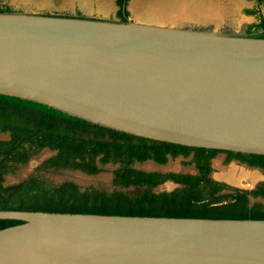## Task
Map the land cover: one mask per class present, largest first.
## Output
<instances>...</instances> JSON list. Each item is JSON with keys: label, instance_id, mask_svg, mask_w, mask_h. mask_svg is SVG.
<instances>
[{"label": "water", "instance_id": "1", "mask_svg": "<svg viewBox=\"0 0 264 264\" xmlns=\"http://www.w3.org/2000/svg\"><path fill=\"white\" fill-rule=\"evenodd\" d=\"M0 94L264 156V38L0 13ZM0 221L16 222L0 229V264H264V219L0 210Z\"/></svg>", "mask_w": 264, "mask_h": 264}, {"label": "trees", "instance_id": "2", "mask_svg": "<svg viewBox=\"0 0 264 264\" xmlns=\"http://www.w3.org/2000/svg\"><path fill=\"white\" fill-rule=\"evenodd\" d=\"M248 1L257 21L246 35L264 38V0ZM126 4L117 0L122 22ZM218 157L264 175V156L166 143L0 94V210L264 219V181L244 190L215 180ZM175 160L189 171L161 170ZM147 163L155 169H142ZM167 183L173 187L161 190ZM14 224L0 221V229Z\"/></svg>", "mask_w": 264, "mask_h": 264}, {"label": "rangeland", "instance_id": "3", "mask_svg": "<svg viewBox=\"0 0 264 264\" xmlns=\"http://www.w3.org/2000/svg\"><path fill=\"white\" fill-rule=\"evenodd\" d=\"M8 6L13 11L40 10L59 15L99 12L98 16L109 18H113L115 9L114 0H8ZM131 9L133 20L138 23H165L180 30L213 31L221 34L246 35L244 25L257 21L255 16L245 13V5L240 0H134ZM47 154L39 155L30 167L42 161ZM221 161L222 158L218 157L213 162L212 176L217 181L244 190H249L257 182L264 181V175L257 170L248 169L235 162L222 165ZM141 168L155 169L150 163ZM161 170L189 171L179 160L168 163ZM162 187L170 190L173 186L167 183Z\"/></svg>", "mask_w": 264, "mask_h": 264}, {"label": "crops", "instance_id": "4", "mask_svg": "<svg viewBox=\"0 0 264 264\" xmlns=\"http://www.w3.org/2000/svg\"><path fill=\"white\" fill-rule=\"evenodd\" d=\"M133 1L134 0H127V4H126V8H125V11L127 12L126 20H130L131 22H134V23H137V24H142V25L177 29L176 27H172V25H167L165 23H163V24H147V23H138V22H135L133 20V11L131 9V7L133 5ZM240 1L245 5V9H246L245 10V13H246V11H249V10H251V9H253L255 7V3L253 1H248V0H240ZM114 4H115V9H114V13H113V18H109V17H106V16L105 17L104 16H98L97 14L99 12H90L88 14H83L82 13V15H80L79 13L72 14V15H61V14L59 15V14H52V13L41 12L40 10L13 11L8 6V0H0V8H7L8 9V12H4V13H22V14H37V15H53V16L73 17V18H86V19H96V20H104V21H116V22L122 21L121 19H123V18H121V16H119V10L120 9H119V7L117 5V0H114ZM242 9L244 11V7ZM261 12H262V14L264 16V7L261 8ZM122 13H123V11H122ZM248 25H250V23H248L247 25H244V26H246V28H247ZM246 28L244 30L245 32H246ZM207 32H213V31H207ZM238 34H229V35H238Z\"/></svg>", "mask_w": 264, "mask_h": 264}, {"label": "flooded vegetation", "instance_id": "5", "mask_svg": "<svg viewBox=\"0 0 264 264\" xmlns=\"http://www.w3.org/2000/svg\"><path fill=\"white\" fill-rule=\"evenodd\" d=\"M231 163H233V162H231Z\"/></svg>", "mask_w": 264, "mask_h": 264}]
</instances>
